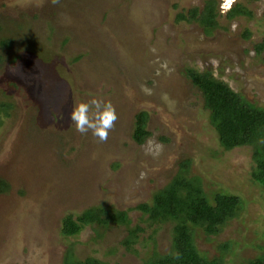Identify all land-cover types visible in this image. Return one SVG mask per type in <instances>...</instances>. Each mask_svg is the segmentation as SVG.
<instances>
[{"label":"rangeland","instance_id":"obj_1","mask_svg":"<svg viewBox=\"0 0 264 264\" xmlns=\"http://www.w3.org/2000/svg\"><path fill=\"white\" fill-rule=\"evenodd\" d=\"M218 2L221 15L233 3ZM234 2L251 17L219 16L206 36L187 18L203 0H0V41L10 42L0 46V103L11 105L0 109V264H145L171 253L175 221L137 206L185 159L207 196L241 200L216 235L194 231L197 250L222 264L261 253L264 172L252 177V157L264 140L224 148L228 140H218L183 74L205 70L264 107V65L253 51L264 35V0ZM94 98L118 116L106 141L78 133L69 119L74 105ZM140 111L149 135L136 144L130 132ZM85 209L103 211V221L64 237L63 215Z\"/></svg>","mask_w":264,"mask_h":264},{"label":"trees","instance_id":"obj_2","mask_svg":"<svg viewBox=\"0 0 264 264\" xmlns=\"http://www.w3.org/2000/svg\"><path fill=\"white\" fill-rule=\"evenodd\" d=\"M218 0H203L199 9L191 8L187 12V18L194 21L201 32L208 36L218 28L217 18L223 16L230 21L238 16L251 17V12L239 2L231 3L219 14ZM264 16V7L262 10ZM250 33L247 29L241 32V37L247 39ZM10 42L0 41V46H9ZM253 51L259 55L264 65V35L259 42L253 45ZM184 77L198 90L202 97V107L208 111V121L217 134L218 140L226 138L227 145L224 148L243 145L253 142L257 138L264 140V107L248 102L240 94L233 91L228 85L214 78L209 72L197 71L190 67L183 69ZM10 103H0V109L7 110ZM146 113L137 112L133 118V126L130 132L131 140L141 144L149 135L145 128ZM260 155H254L252 160L256 164L252 177L260 178L264 169V142ZM255 153L260 148L255 147ZM253 155V154H252ZM189 160H181L178 169L169 183L154 192L149 201L139 203L137 208L144 216L162 219H173L172 251L161 257H151L145 264H222V258H207L202 255L194 245L193 233L200 230L206 237L216 235L221 227L236 214L241 200L237 195L223 192H214L210 196L202 190L199 179L196 176L187 175ZM259 182L264 186V178ZM104 214L99 209H85L74 218L71 214L63 215L60 232L64 237L73 236L81 227L93 221H103L100 216ZM124 220L123 214L117 217ZM223 251L229 247V242L219 244ZM261 253L247 259L244 264H264V246ZM66 264H101L92 257H86L81 261H68Z\"/></svg>","mask_w":264,"mask_h":264},{"label":"clouds","instance_id":"obj_3","mask_svg":"<svg viewBox=\"0 0 264 264\" xmlns=\"http://www.w3.org/2000/svg\"><path fill=\"white\" fill-rule=\"evenodd\" d=\"M51 2L57 4L59 0H51ZM230 2H234V0H230ZM69 119L75 125V130L78 133L86 135L91 132L99 141H106L109 132L115 127L118 116L110 101L94 98L90 102L82 101L74 105L70 111Z\"/></svg>","mask_w":264,"mask_h":264},{"label":"built area","instance_id":"obj_4","mask_svg":"<svg viewBox=\"0 0 264 264\" xmlns=\"http://www.w3.org/2000/svg\"><path fill=\"white\" fill-rule=\"evenodd\" d=\"M226 6L228 7V4ZM226 6H225V8H223L224 10L226 9Z\"/></svg>","mask_w":264,"mask_h":264},{"label":"snow or ice","instance_id":"obj_5","mask_svg":"<svg viewBox=\"0 0 264 264\" xmlns=\"http://www.w3.org/2000/svg\"><path fill=\"white\" fill-rule=\"evenodd\" d=\"M229 2H230V0H229Z\"/></svg>","mask_w":264,"mask_h":264}]
</instances>
